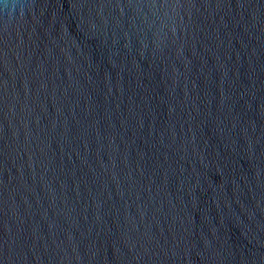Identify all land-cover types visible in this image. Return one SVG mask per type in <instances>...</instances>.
I'll return each instance as SVG.
<instances>
[{
  "label": "water",
  "instance_id": "1",
  "mask_svg": "<svg viewBox=\"0 0 264 264\" xmlns=\"http://www.w3.org/2000/svg\"><path fill=\"white\" fill-rule=\"evenodd\" d=\"M0 264H264V0H0Z\"/></svg>",
  "mask_w": 264,
  "mask_h": 264
}]
</instances>
